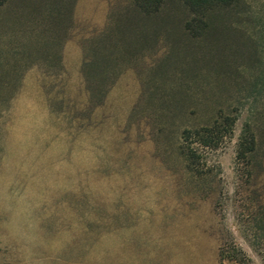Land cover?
I'll list each match as a JSON object with an SVG mask.
<instances>
[{
	"label": "rangeland",
	"instance_id": "1",
	"mask_svg": "<svg viewBox=\"0 0 264 264\" xmlns=\"http://www.w3.org/2000/svg\"><path fill=\"white\" fill-rule=\"evenodd\" d=\"M78 2L0 7V264H264V0L198 38L181 0L153 18ZM46 104L69 133H29ZM223 118L219 147L186 162L183 132Z\"/></svg>",
	"mask_w": 264,
	"mask_h": 264
},
{
	"label": "trees",
	"instance_id": "2",
	"mask_svg": "<svg viewBox=\"0 0 264 264\" xmlns=\"http://www.w3.org/2000/svg\"><path fill=\"white\" fill-rule=\"evenodd\" d=\"M11 0H0V7ZM246 0H181L188 9L192 20L187 24V30L196 38L201 37L207 27L208 17L216 12L235 7ZM165 0H133L134 13L146 18L160 14ZM234 121L223 118L213 124L196 130H185L181 137L180 151L186 162L196 164L201 158L194 146L205 149H216L231 132ZM256 150V139L251 133H243L238 148V158H246Z\"/></svg>",
	"mask_w": 264,
	"mask_h": 264
},
{
	"label": "crops",
	"instance_id": "3",
	"mask_svg": "<svg viewBox=\"0 0 264 264\" xmlns=\"http://www.w3.org/2000/svg\"><path fill=\"white\" fill-rule=\"evenodd\" d=\"M84 5V0H79L77 7H76V17H79V15H81L82 13V8ZM92 8V7H91ZM107 10L108 7L105 6L103 3H101V13L98 16V21L95 22V26L97 27H103L105 25V17L107 15ZM75 45V46H74ZM73 45V49H74V55H75V60L77 61V63L74 65L73 67V72L79 77L80 76V70H81V59H82V52L81 49L78 47L77 44ZM68 67V66H67ZM19 102V103H18ZM20 102L21 99L19 98L17 100V103H15V108L20 106ZM30 112H34V115L31 117V130L29 133H41V131L39 130L40 126L42 125V123H50L52 121H57L58 122V118L55 113L53 112V110H51V108L49 107V105H43L41 106V108H34V105L30 108ZM50 128H47V133H69V132H60L56 127L54 126V123L52 125H50ZM20 127H22V123H16L15 125H13L11 127V129H7V133H23L22 130L20 129ZM40 131V132H39Z\"/></svg>",
	"mask_w": 264,
	"mask_h": 264
}]
</instances>
